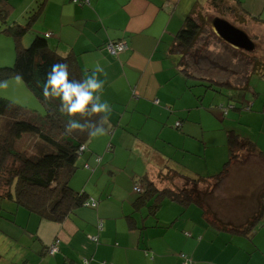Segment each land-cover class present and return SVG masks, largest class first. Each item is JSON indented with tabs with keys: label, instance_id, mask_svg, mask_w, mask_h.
Returning <instances> with one entry per match:
<instances>
[{
	"label": "crops",
	"instance_id": "1",
	"mask_svg": "<svg viewBox=\"0 0 264 264\" xmlns=\"http://www.w3.org/2000/svg\"><path fill=\"white\" fill-rule=\"evenodd\" d=\"M8 1L13 6L10 24L25 23L39 0ZM44 1L34 32L52 34L50 43L58 52L75 54L84 78L97 63L106 73L99 78L104 81L102 99L112 107L105 125L108 131L91 139L71 180L72 187L96 199L98 207H83L64 222L55 223L7 200L15 220L12 223L5 219L13 225L9 230L0 220V264H83V259H89V264H181V252L188 254L194 264H264V157L252 156L262 167H245V159L238 162L242 166L235 164L231 169L232 177L254 170L255 188L249 193L231 188L234 184L229 176L222 181L229 187L228 194H224L227 189L222 184L223 192L218 189L213 194L210 190L208 219L195 205L185 207L165 199L156 210L152 208V196L144 200L140 195L132 197L135 185L143 188L141 180L145 177L160 190L169 188L158 181L161 174L174 170L166 165V151L157 149L148 155L146 174L134 182L133 188L126 186L116 193L112 185L103 184L104 171L108 175L123 171L115 159L126 154L132 157L129 143L135 136L148 142L155 133L158 143L165 130L175 132L167 127L171 124L189 138V103L190 110L198 104L178 70V56L171 50L186 17L194 7L208 9L209 0H90L85 5L71 0ZM239 1L252 16L264 15V0ZM123 40L128 50L116 56L107 51L109 42ZM207 93L202 97L203 104ZM240 93L237 98L252 105L247 112L233 109L245 113L239 121L243 124L240 132L264 153V80ZM129 111L133 113L127 118ZM135 114L142 117L143 125H134ZM122 141L125 146H120ZM120 147L123 151L118 154ZM95 156H101L100 163ZM149 173L153 174L148 177ZM252 221L254 224L245 233L232 230L249 226ZM99 224L103 225L100 231ZM93 237L98 240L95 242ZM55 240L60 242L59 252L49 255L48 248Z\"/></svg>",
	"mask_w": 264,
	"mask_h": 264
},
{
	"label": "trees",
	"instance_id": "2",
	"mask_svg": "<svg viewBox=\"0 0 264 264\" xmlns=\"http://www.w3.org/2000/svg\"><path fill=\"white\" fill-rule=\"evenodd\" d=\"M44 2V0H39L37 7L28 12L25 23L13 22L9 24L13 6L8 0H0L1 32L11 36L16 44L15 63L11 67H0V83L11 77H19L46 109V114L41 116L24 106L0 97V118L3 119L0 128V199L13 201L42 220L62 223L74 211L83 208L87 201H98L90 198L84 191H76L71 185V180L79 169L78 160L87 150V145L92 138L88 136L87 132L75 131L72 134H67L65 124L69 118L59 112V100L46 101L40 86L46 80L47 73L55 63L68 65L70 79L83 80L84 75L77 56L73 53L58 52L50 43L52 34L47 36L48 34L35 33L28 47H24L22 44L24 37L32 31L35 22L42 16ZM90 2V0L89 2L80 0L75 3L85 5ZM212 11L218 14L229 11L242 24H245L246 20H251L264 25V20L252 16L239 0H209L208 9L194 7L178 31L172 46L171 51L178 56V70L185 77L190 90H193L194 87L204 86L208 91L215 89L216 85H222L236 89L243 94L246 89L251 87L252 78L255 75L261 79L260 81L264 80V47L261 57L254 54L257 49L253 52L242 51L253 55L251 60L253 69L245 77L246 83L243 85L219 82L191 71L192 68L201 71L202 64L208 66L209 62L216 65V61H211L209 57L205 56L203 48L197 47L204 27L207 22L209 24L208 19L212 18L207 15ZM238 102L244 106L243 110H252V105L245 104L244 98H239ZM235 107V105L222 106L226 115L230 109ZM77 119L84 122L89 118L78 116ZM90 119L98 122L99 117L93 116ZM25 136L35 138L34 151L17 149L18 143ZM227 148L228 159L222 170L210 177L212 180L222 182L230 174L235 164L242 160L252 156L264 157V153L259 150L256 142L237 129L227 132ZM97 159H100L99 163L102 160L100 156L96 157V162ZM169 171H172L175 177L192 183L193 187L160 190L154 182L145 177L141 180L143 188L139 193L140 199L144 200L152 196L154 198L152 208H156V210L161 207L165 199H170L185 207L195 205L203 210L205 217L209 216L207 201L211 189L205 188L207 190L204 191L199 189V185L211 181L207 180L210 178L189 177L178 171ZM253 222L243 228L232 227V230L237 232L241 230L245 233L251 229ZM98 230L100 231L99 228ZM147 255L149 256L150 253ZM182 255L189 256L181 252L179 254L181 264L184 262ZM1 259L2 255L0 254ZM85 260H88V264L90 263L89 259H83V264ZM191 260L194 264L193 259Z\"/></svg>",
	"mask_w": 264,
	"mask_h": 264
},
{
	"label": "rangeland",
	"instance_id": "3",
	"mask_svg": "<svg viewBox=\"0 0 264 264\" xmlns=\"http://www.w3.org/2000/svg\"><path fill=\"white\" fill-rule=\"evenodd\" d=\"M207 16L225 19L234 26L243 29L258 45L254 54L257 57H261L263 55V25L257 24L251 20H246V23L242 24L239 20L237 21L233 14L229 11H224L222 14L212 11L211 13H208ZM257 17L264 20V15ZM11 22H13V20ZM34 31L35 28L33 27L32 31L24 37L22 41L24 47H28L31 44L35 35ZM197 47L203 48L202 50L205 56L209 57L211 61H216V65L211 62L208 63V66L202 64L201 71H197V69L192 68V72L199 76L213 78L219 82H229L234 85H243L246 83L245 77L248 73L252 72L253 69L251 62L253 55L243 53V50L236 49L225 43L217 34L214 33L208 22L203 29ZM11 48L15 51L14 39L11 36H6L5 33H2L0 26V67H11L14 65L16 52L12 51L11 53ZM9 52L11 53L10 59ZM260 80L261 79L255 75L252 78L251 84L254 85V83H257ZM0 85H5L0 87V97L8 99L20 106H24L30 111H34L41 116L46 114V109L43 104L19 77H11L1 82ZM193 91L194 92L189 89V94L192 92L191 95L197 102L198 107L194 110H190L192 104L189 103V138L181 135V133H179L178 130H176L171 124H168L167 127L175 132L165 130L163 134L164 136L159 138L160 140H158V143H156L155 133L153 134L154 136L150 138L152 140L148 142L138 136H135L134 139L131 140L132 143H129L131 144L129 152L130 154L133 153L132 157L130 158V155L127 154L122 156L118 155V158L115 159V161L120 167H122L123 171L120 172L115 170L112 175H108V172L106 173V171H104V185H112L111 188H114L116 193L123 190L126 186L133 188L134 182L138 183L140 177H143V175L146 174L145 165L146 160H148V155H151L157 149H160L163 152L166 151V155L169 157L166 159V165L169 168L174 169L185 176H208L217 174L222 170L228 159L227 132L232 129H237L239 131L243 129V124L241 122L240 124L239 121L242 118L241 116H245V113L242 114L238 110L233 109H230L226 115L222 106L235 105L238 109H241V107L244 109V106L240 105L237 99V95H241V93L240 91H234L227 86L216 85L215 89L208 90L203 104V98L201 96H204V92L207 91L206 88L204 86L194 87ZM194 93L200 96H197L196 98ZM243 112H247V110H243ZM129 113L131 115L133 112L129 111L128 114H126L127 118L130 117ZM134 116V125H143L144 120L142 117L136 114ZM245 118L247 119V117ZM202 122L204 123V127ZM2 124L3 119L0 118V128ZM151 124L152 123H150L149 126ZM149 129L150 128L147 129V133H150ZM35 142L36 140L32 136H25L18 143L17 149L32 152L35 148ZM125 145L124 141L120 143V146ZM124 149L126 148L124 147ZM122 151L123 148L119 149L118 154ZM81 158L82 157L79 158L78 164L80 163ZM244 163H246L245 167H251L253 169L262 167L263 165L256 159V157H251V159L246 160ZM241 164L237 163L236 165L237 167H240L242 166ZM102 168H104V166H102ZM253 173L254 170H251L247 175L240 174L233 175V177L229 174L228 176L231 178L229 179V182L234 184L231 188L237 189L240 193H249L251 189L255 188L253 184L256 176ZM152 174L153 173H149L148 177ZM158 181L162 185L172 189L182 188L185 186L191 188L193 185L192 183H187V181L183 178L175 177L172 171H167L164 174H161ZM159 182L156 183L158 184ZM221 184L224 186L223 188L227 189L224 194H228L229 187H227L226 184L224 185L223 182H218L217 180L202 183L199 185V189L204 191L207 190L205 188L212 189L213 194H217L216 192H219L218 189H220ZM221 191L223 192V189ZM139 195L140 194L134 191L132 197L135 199ZM7 206H9L8 201L0 199V220L6 226V229L9 230L13 225L7 223L5 219L14 223L15 212H13L12 209L7 208Z\"/></svg>",
	"mask_w": 264,
	"mask_h": 264
},
{
	"label": "clouds",
	"instance_id": "4",
	"mask_svg": "<svg viewBox=\"0 0 264 264\" xmlns=\"http://www.w3.org/2000/svg\"><path fill=\"white\" fill-rule=\"evenodd\" d=\"M106 73L97 63L90 74L83 80L70 79L69 67L66 63H55L47 73V78L40 86L46 101L59 100V112L68 117L65 132L72 134L75 131L87 132L91 138L107 134L108 119L112 112L111 105L102 99L104 81L99 77ZM5 85H0V87ZM89 119L81 122L77 117ZM93 116L99 117L98 122ZM110 127V125H109ZM191 264V261H187Z\"/></svg>",
	"mask_w": 264,
	"mask_h": 264
},
{
	"label": "water",
	"instance_id": "5",
	"mask_svg": "<svg viewBox=\"0 0 264 264\" xmlns=\"http://www.w3.org/2000/svg\"><path fill=\"white\" fill-rule=\"evenodd\" d=\"M208 21L214 33L228 45L246 52H253L257 49V43L243 29L219 17L210 18Z\"/></svg>",
	"mask_w": 264,
	"mask_h": 264
},
{
	"label": "built area",
	"instance_id": "6",
	"mask_svg": "<svg viewBox=\"0 0 264 264\" xmlns=\"http://www.w3.org/2000/svg\"><path fill=\"white\" fill-rule=\"evenodd\" d=\"M73 2H78L80 0H72ZM86 2H89V0H86ZM47 36H50V34H48ZM107 49L110 52V54H112L113 56L118 55L119 53L126 51L129 49V45L126 41H119V42H109L107 44ZM100 159H97V162H99ZM88 168V167H87ZM134 191L137 193H141V188L136 186L134 188ZM84 207L87 208H93L96 209L98 207V202H96L95 200H89L84 204ZM98 228L100 230L103 229V225L99 224ZM94 241H97L98 239L96 237L92 238ZM59 240H55L48 248V253L49 255H55L59 252ZM184 259L183 264H187V261H191V264H193L191 258L187 255H182L181 256ZM84 264H88V260L84 261ZM103 264H111V263H107V262H103Z\"/></svg>",
	"mask_w": 264,
	"mask_h": 264
}]
</instances>
